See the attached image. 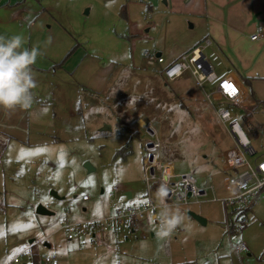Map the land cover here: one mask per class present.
I'll use <instances>...</instances> for the list:
<instances>
[{"label": "rangeland", "instance_id": "obj_1", "mask_svg": "<svg viewBox=\"0 0 264 264\" xmlns=\"http://www.w3.org/2000/svg\"><path fill=\"white\" fill-rule=\"evenodd\" d=\"M144 2L34 3L37 9L48 8L43 13L49 17L44 33L55 41L57 53L67 46L65 56L73 50L71 58L81 49L87 60H95L109 74L103 92L98 93L86 84L94 82L93 71L92 77L81 82L56 65L65 56L55 60L49 76L34 71L35 103L28 113L35 115L27 120L26 135L2 140L7 148L0 157V264H12L29 247L40 258L35 264H42L41 257L53 253L59 264H264V200L254 204L253 222L243 232L242 242L250 251L232 255L240 241L228 234L234 215L230 218L232 210L220 201L227 195L221 155L232 148V142L213 108L192 79L168 83L160 66H150L144 59L145 51L162 52L167 59L176 57L199 32L189 25L168 28L162 4L148 15ZM204 52L207 60V48ZM205 87L212 92V86ZM40 98L43 103L38 102ZM214 105L237 115L244 113L224 101L215 100ZM253 119L256 131L248 132L257 155L249 156L252 163L264 156V114L259 112ZM139 121L157 132L162 146L159 161L173 164L177 173H194L200 185L213 186L219 201H208L212 199L209 195L199 204L169 207L182 213L177 225L184 232L179 246L174 243V232L166 239L157 235L158 222L150 215L148 224L134 233L128 230L100 234L95 240L80 236L69 240L64 229L67 223L108 217L116 208L138 203V197L146 199L141 145L145 138ZM128 145L132 153L123 160L121 152ZM86 164L93 170L88 171ZM115 186L122 192L110 197ZM128 191L132 199L124 196ZM39 206L53 215L37 214ZM188 211L208 223L201 225ZM165 240L174 246L166 249Z\"/></svg>", "mask_w": 264, "mask_h": 264}, {"label": "crops", "instance_id": "obj_2", "mask_svg": "<svg viewBox=\"0 0 264 264\" xmlns=\"http://www.w3.org/2000/svg\"><path fill=\"white\" fill-rule=\"evenodd\" d=\"M27 1L28 0H0V35L7 37L19 33L23 35L26 47H38L41 51V55L38 56L36 63L32 65V74L34 71L40 70L43 71L45 75L49 76L50 74L47 72H50V69L55 67V60L59 61L62 56H65L68 49L66 48L67 46H65L61 49V52L57 53L55 51V41L53 43V39H49L50 37L44 33V23L49 21V17L43 15V13H45L48 8L42 10L35 8L34 3L39 0H36L33 3H27ZM144 3V12L148 15H153L154 10H158L159 4H162L164 7L163 14H165L167 17L165 22L168 24V28L173 27V24H175L176 27L189 25L190 29H196L199 32L193 43L179 51V55L176 57L167 59L162 52H154L160 54V56H162L167 63H171L180 59L183 55L191 52L194 48L200 46L205 41H210V45L207 47V60L212 66L213 71L220 77H231L236 81V83L240 85L245 96L244 98L246 105L245 108H242L244 112L250 113L252 107L255 106L256 101L253 99V97H251V91L255 99L258 100V102H261V104L258 105L256 111L252 113V120H254L253 118H255L256 114L259 112L264 114V36L259 40L251 39L253 35L258 34L264 29V0H145ZM168 20H170L171 23ZM76 52L77 53H74L72 57L69 58L63 64V66L59 68L69 72L70 74H73L77 80L81 82L88 78V76L92 77L89 74L93 71L95 74L94 82H87L86 84L91 86V88L94 89L93 91L102 93V90H104L105 86L107 85V74H109L108 69L102 70L95 60H87L89 58H87L85 52L82 54L81 49L77 50ZM60 62H62V60ZM60 62H57L58 64L56 65H59ZM54 73L55 72L53 71V76ZM33 77L36 80L37 77L35 74H33ZM186 77L192 79L189 75H184L178 80L185 79ZM244 78H247L250 83V87L245 85ZM41 91L42 89L37 92ZM38 102L43 103V99L40 98V101ZM234 115L240 118L243 113L241 115L234 113ZM27 120H31V115L28 113V111L26 112V110L17 109L14 111H6L0 109V157L4 154L7 148V145L4 144L2 140L7 141L9 138H16L15 136H25L26 133H24L23 130L26 128L28 123ZM143 124L144 122L142 121L138 122L140 128ZM247 131L249 130L247 129ZM145 137L146 136L144 134L143 138ZM144 140L145 139H141L142 163L144 158ZM222 170L227 175L224 167ZM118 188L120 190L118 193L122 192L119 186ZM157 192L158 191H155L154 198L157 204L161 205L163 201H161V199L158 197ZM126 194H130L131 197H127ZM209 195L212 196V194ZM124 196H126L128 199L133 198L132 192L129 191L126 192ZM226 196H228V191ZM143 201L144 196L143 198L138 197V203L131 206H137ZM208 201H212V199H209ZM258 201L259 200L253 202L246 213L248 224L244 230L251 227L253 222V217L251 216L252 208ZM192 203L194 202H191V204ZM158 210L162 209L156 210V214L159 217ZM149 215L152 217V219H154L152 214ZM147 216L140 223V225L148 224L149 220L151 219H149V217L147 218ZM229 216L231 217L232 214ZM155 221L158 222L157 220ZM140 225L130 231L134 233L140 227ZM177 228L178 227L176 226L175 230L173 231L174 236H177V239H175L174 243L179 246V239L183 236L184 232L180 228ZM104 234L109 233H102L101 235ZM110 234L115 235V233ZM171 234L169 235V238ZM228 234L231 236L236 235L240 242L243 241V233L242 235H237L228 232ZM88 238L93 239L92 236ZM166 241L167 240H165V242ZM174 243L170 242L171 248L174 246ZM46 246L49 247L48 244ZM247 247L250 251V247ZM170 251L173 258L172 249ZM235 254L241 256L243 253L239 254L232 249V255ZM33 255V258L30 260L22 259L24 261L22 262L21 260L20 264H35V254ZM36 260L39 261L40 258L37 256ZM12 264L14 263L12 262ZM172 264L175 263L173 262Z\"/></svg>", "mask_w": 264, "mask_h": 264}, {"label": "built area", "instance_id": "obj_3", "mask_svg": "<svg viewBox=\"0 0 264 264\" xmlns=\"http://www.w3.org/2000/svg\"><path fill=\"white\" fill-rule=\"evenodd\" d=\"M263 36L264 29L253 35L251 39L259 40ZM209 45L210 41H205L191 52L171 63H167L162 56H158L154 51H146L144 59L150 66L159 65L160 74L167 82H174L184 75H189L213 108L217 120L232 142V148L221 155L223 157V167L227 173L226 188L228 196L220 199V201L226 209H231L232 215H234L235 222H231L227 226L228 232L242 235L245 226L248 224L246 213L251 204L257 200H264V156L258 157L254 163L249 160V156L257 155V151L247 129L240 118L236 117L229 109H217L214 105L215 100L224 101L239 108H245L246 103L243 89L234 79L228 76L220 77L213 71L204 55V49ZM206 85L213 86L211 93L207 91ZM141 128L146 136L143 142L146 199L137 206L116 208L108 217L82 224L67 223L64 229L69 240H73L77 236L82 238L92 236L95 240L102 233L121 234L139 226L149 214H152L159 223V217L156 214L157 209L174 205L187 206L191 202L199 204L209 194H212V201H219L214 196L213 187L200 185L194 173H176L173 165L159 161L162 146L157 132L150 124L144 123ZM161 185L167 188V194L163 198V203L158 205L154 193L158 191ZM119 191L118 186H115L110 197H113ZM86 199L84 197V200ZM232 225L234 230H232ZM169 247L170 242L167 240L165 248L168 249ZM233 249L239 254L249 251L244 242L233 246ZM33 256L32 250L28 248L22 251L13 260V263L20 264L21 259L30 260ZM41 262L42 264H59L54 254L44 255Z\"/></svg>", "mask_w": 264, "mask_h": 264}, {"label": "clouds", "instance_id": "obj_4", "mask_svg": "<svg viewBox=\"0 0 264 264\" xmlns=\"http://www.w3.org/2000/svg\"><path fill=\"white\" fill-rule=\"evenodd\" d=\"M50 39V38H49ZM41 51L38 47H26L22 34L0 35V109L14 111L31 110L34 104L33 89L36 80L32 74V65L37 61ZM30 115H35L30 112ZM167 188L163 185L157 195L163 201ZM182 220L179 208L165 206L159 213L157 235L166 239Z\"/></svg>", "mask_w": 264, "mask_h": 264}, {"label": "trees", "instance_id": "obj_5", "mask_svg": "<svg viewBox=\"0 0 264 264\" xmlns=\"http://www.w3.org/2000/svg\"><path fill=\"white\" fill-rule=\"evenodd\" d=\"M122 9H125V6H124ZM72 51H73V50H71V51L65 56V58L63 59V61H62L59 65H57L58 67L63 66V64H64V63L70 58V56H71V54H72ZM176 61H177V60H176ZM166 82H167V81H166ZM244 83H245V85H246L247 87H250V83H249V81L247 80V78H244ZM250 94H251V97H253V99L256 101L255 106L252 107L250 113H249V112H244L243 115L240 116V119H242L241 122L243 123V125H244V126L250 131V132H255V131H256V126L254 125V123H253V121H252V113H254V112L256 111V109L258 108V105H260L261 102H260V101L258 102V100L255 99V97H254L252 91H251ZM131 152H132V151H131V147H130V145H128V146H126L125 148H123V150H122V152H121V154L123 155V158H124L123 160H126L127 157L130 156ZM245 228H246V226H245ZM232 230H234L233 225H232ZM36 258H37V256L35 255V259H34V262H35V263H37Z\"/></svg>", "mask_w": 264, "mask_h": 264}, {"label": "water", "instance_id": "obj_6", "mask_svg": "<svg viewBox=\"0 0 264 264\" xmlns=\"http://www.w3.org/2000/svg\"><path fill=\"white\" fill-rule=\"evenodd\" d=\"M158 56H160V54H158ZM109 129H110L109 127H106L105 128V130H109ZM85 167H86V169L88 171H92L93 170V168H91V166L89 164H86ZM54 195L56 196V194H54ZM126 196L129 197V198L131 197L130 194H128V195L126 194ZM37 214H39V215H53V213H51L50 211H48L43 206H39L37 208ZM187 214L190 215L192 218H194L201 225H206L207 221L204 218H202L201 216L197 215L196 213L191 212V211H188Z\"/></svg>", "mask_w": 264, "mask_h": 264}, {"label": "snow or ice", "instance_id": "obj_7", "mask_svg": "<svg viewBox=\"0 0 264 264\" xmlns=\"http://www.w3.org/2000/svg\"><path fill=\"white\" fill-rule=\"evenodd\" d=\"M233 91H235V89H233Z\"/></svg>", "mask_w": 264, "mask_h": 264}]
</instances>
